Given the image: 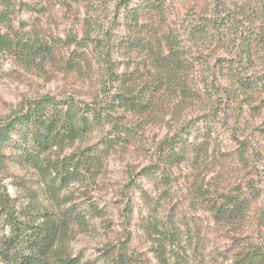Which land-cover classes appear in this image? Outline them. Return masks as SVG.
<instances>
[{"label":"trees","instance_id":"trees-1","mask_svg":"<svg viewBox=\"0 0 264 264\" xmlns=\"http://www.w3.org/2000/svg\"><path fill=\"white\" fill-rule=\"evenodd\" d=\"M169 1L119 2L125 35L115 40L114 49L123 58L115 64L117 71L110 52L84 40L88 36L61 38L42 25L27 30L24 22L16 25L8 0L3 1L0 63L11 59L40 76L50 70L76 74L91 87L92 95L85 102L48 96L23 101L0 116V210L7 231L0 238V264H154L151 259L156 264H206L210 259L200 252L202 235L193 230L186 210L195 214L211 200L217 221L238 224L246 219L251 204L241 198L246 190L221 191L220 179L229 157L247 167L256 161L254 153L249 155L254 143L238 139L224 114L208 108L209 104L192 110L207 89L197 90L196 64L166 30ZM187 2L188 11L197 17L198 37L221 42L227 35L236 36L234 62L243 65L253 66V61L264 57V0ZM57 3L68 10L89 11L94 6V0H33V6L23 3V8L34 10L38 17L49 12L52 18L51 8ZM89 22L85 20L87 26ZM234 62L225 65L231 88L219 92L227 93L231 102L242 98L251 116L260 117L264 73L256 78L237 76ZM170 121L180 126L163 142L166 159L170 169L182 170L187 194L177 199L173 175L158 165L146 166L129 187L132 193H141L143 206L131 198L123 206L128 214L123 230L109 229L113 225L106 218L110 207L100 206L92 189L106 176L113 155L137 153L141 135L149 127ZM222 136L235 143L232 150L222 151ZM217 168L219 172L208 178V171ZM8 179L17 197L3 186ZM146 185L151 188L145 189ZM250 188L253 195L256 190ZM116 209L122 211L121 205ZM97 221L114 234L113 242L95 259L77 256L72 243L78 230H89ZM236 258L234 264H262L264 254L252 249Z\"/></svg>","mask_w":264,"mask_h":264},{"label":"rangeland","instance_id":"rangeland-1","mask_svg":"<svg viewBox=\"0 0 264 264\" xmlns=\"http://www.w3.org/2000/svg\"><path fill=\"white\" fill-rule=\"evenodd\" d=\"M3 1L7 0H0L1 9ZM120 1L94 0V6L90 7L89 11L85 8L68 10L64 5L57 3L51 8L54 9L52 18L49 12L45 16L38 17L39 13L29 10L28 7L23 8V3L33 6V0H8V3L14 12L16 25L24 22L27 30L34 25H42L49 33L61 38H65L68 34L83 40L88 36L89 39L84 40L92 41L93 46H101L100 49L103 52H110L114 70L117 71L118 65L115 66V64L116 62L121 63L123 58L122 54L117 52V47H115L116 51L114 49L115 40L125 35L119 9ZM38 7L41 6L38 5ZM190 7L187 0H170L167 3L166 30L173 35L186 58L196 64L195 86L197 90H208L203 91L202 98L197 100V105L192 104V110H195L196 106L207 107L209 104L208 108H214L217 112L224 114L230 127L236 131L238 139L254 143V146L249 148V155L254 153L256 161H251V165L247 167V165L231 161L229 157L227 170L220 179L221 191L225 190L227 193L231 191L232 194H236L242 188L246 190L244 191L246 195L241 193V198H247L251 204L250 211L243 222L229 224L222 220L217 221L210 210L213 204L211 200L199 207L195 214L191 213V215L186 210L193 230L196 232L199 230L202 235L199 241L202 246L200 252L207 260L210 259L206 264H234L238 253L249 252L253 249L254 253L258 251L264 254V113L260 117H252L248 107L241 104L242 98L238 99L239 102L234 100L231 102L227 93L219 92V89L231 88L229 72L226 71L225 65L232 64L237 59L234 49L237 37L227 35L225 41L221 42L214 37L208 39L198 37L194 32V26H198L197 17L193 12L188 11ZM87 19L91 21L89 26H87L88 23L85 24ZM233 66H235L233 72L237 76L241 74L253 78L260 77L264 73V57L253 61V66L243 65L238 61L234 62ZM211 79L213 84L209 83ZM91 95V87L84 79H79L76 74L71 73L67 76L64 73L50 70L46 75L40 76L35 72H27L19 68L11 59L5 58L0 63V116L16 110L23 101L48 96L56 100L72 97L85 102ZM179 126V123L170 121V124L166 126L149 127L146 134L141 135L140 149L137 153L129 151L110 158L106 176L91 191L93 198L100 206L110 207L106 218L108 222H113V225L109 226V229L123 230L122 226L126 224L128 216L123 211V206L131 198L143 206L139 201L141 193L135 192L134 189L132 193L129 187L133 186L134 177L146 166L158 165L168 174L173 175L172 180L176 181L177 199L182 200L187 194L181 176L182 170L168 167L166 145L163 143L176 134ZM221 139L222 151L232 150L235 143L224 136ZM208 172V178H211L219 172V169ZM3 186L9 190L11 196L17 197V191L11 185L10 179L4 180ZM146 186L145 189L151 188V185ZM251 186L256 190L253 195L249 191L252 190ZM119 205L122 211L116 209ZM185 205H181L182 210ZM1 214L0 210V238L7 233L2 227L4 219ZM193 215L195 220H193ZM103 226L104 223L97 221L89 230L77 229L78 234L72 243L77 256L95 259L108 243L113 242L114 234L104 229ZM151 261L156 264L154 259ZM261 261L264 264V258Z\"/></svg>","mask_w":264,"mask_h":264}]
</instances>
